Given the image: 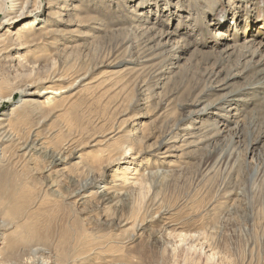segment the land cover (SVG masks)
I'll list each match as a JSON object with an SVG mask.
<instances>
[{"label": "rangeland", "instance_id": "obj_1", "mask_svg": "<svg viewBox=\"0 0 264 264\" xmlns=\"http://www.w3.org/2000/svg\"><path fill=\"white\" fill-rule=\"evenodd\" d=\"M0 97V264H264V0H0Z\"/></svg>", "mask_w": 264, "mask_h": 264}, {"label": "bare ground", "instance_id": "obj_2", "mask_svg": "<svg viewBox=\"0 0 264 264\" xmlns=\"http://www.w3.org/2000/svg\"><path fill=\"white\" fill-rule=\"evenodd\" d=\"M219 34H222V31H219ZM43 89L44 90H42V91H37L34 93H37L41 97L48 95L46 97V99H44V100L43 99H32L31 102L38 103L39 105L40 104L42 105L43 103L49 102L51 99L54 98L55 95H58V93H59L58 90H56L54 87H51V86H49L47 88H43ZM1 101H2V97H0V103H1ZM1 121H2V118H0V123H1ZM1 140L2 139H0V143H1ZM23 149H25L27 152H30L31 150H33V151H38L41 154L46 153L48 155H51V158H52L51 161L54 165L59 164L62 160L61 156H59V154H57L56 151H54L52 148L47 146L46 143L42 139H34L30 144H25ZM175 149L176 148L169 149L168 152H172ZM49 152H50V154H49ZM163 157H165V156H163ZM126 174H127V171H125V172L120 171L121 176H119V178L125 177ZM125 178H127V176ZM50 187H51L50 189H51L52 193H53V191L56 192L57 189L56 188L54 189V187H56L54 182L50 185ZM102 191H104V190H102ZM18 192H19V189L14 188V186L11 184L9 177H7L5 174L0 175V193L1 194L5 195L7 193L10 201L15 202V200H16V201H19V204H20V201L21 202H24V201L22 199V195H18ZM85 197H88V195ZM13 204H15V203H13ZM17 208L22 210L21 206L15 204L11 207L10 210H8L7 216L11 217V216L15 215ZM31 213H30L29 217L31 216ZM42 229L45 230V227H40V225L39 226L38 225H35V226L34 225H22L21 231H22V235L26 241H32L35 238H44L45 237V234H44V232H42ZM66 240H67V235H66V228H65L64 235L62 237V241L64 242Z\"/></svg>", "mask_w": 264, "mask_h": 264}]
</instances>
